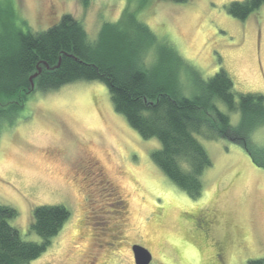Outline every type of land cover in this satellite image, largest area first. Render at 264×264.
Instances as JSON below:
<instances>
[{
  "label": "rangeland",
  "instance_id": "374dc122",
  "mask_svg": "<svg viewBox=\"0 0 264 264\" xmlns=\"http://www.w3.org/2000/svg\"><path fill=\"white\" fill-rule=\"evenodd\" d=\"M235 1L245 0H0V14L11 7L31 31H42L69 13L93 42L105 23L129 25L125 18L131 14L197 73L191 80L181 73L186 88L223 70L236 96L264 97V4L239 20L227 11ZM220 109L237 125L238 113L222 104ZM7 115L12 122L0 133V205L16 212L8 223L22 240L39 243L30 227L36 207L61 205L70 214L28 264H134L126 246L134 242L151 253L149 264H247L264 258V170L237 142L196 136L211 165L201 176V196L191 199L152 161L158 141L142 139L129 126L101 82L35 90ZM250 141L261 157L264 127ZM83 155L96 159L126 202V247L101 233L102 219L113 225L115 202L96 197L95 218L93 203L84 197L78 167ZM202 218L209 222L205 233Z\"/></svg>",
  "mask_w": 264,
  "mask_h": 264
},
{
  "label": "trees",
  "instance_id": "16d2710c",
  "mask_svg": "<svg viewBox=\"0 0 264 264\" xmlns=\"http://www.w3.org/2000/svg\"><path fill=\"white\" fill-rule=\"evenodd\" d=\"M262 4L264 0L235 1L227 11L244 20ZM9 9L0 14V133L5 124L12 122L7 114L19 111L35 90L43 93L77 81H95L107 87L114 110L142 139L158 141L159 147L151 153L152 161L189 198L201 196V176L211 165L196 136L237 142L264 170L250 141L253 132L264 127V97L236 96L225 71L205 81L197 79L186 88L181 73L189 79L197 78L193 75L197 73L172 46L159 40L131 14L125 18L129 25H121L122 20L118 24L105 23L97 42H93L69 13L45 30L31 31ZM135 33H141L142 39H134ZM148 52L152 58L147 62ZM36 73L32 89L30 77ZM221 104L229 113L239 114L237 125H231ZM259 158L264 160V154ZM15 215L14 209L0 205V264H28L38 258L70 214L61 205L36 207L30 227L40 237L39 243L20 238L8 223ZM247 264H264V258Z\"/></svg>",
  "mask_w": 264,
  "mask_h": 264
},
{
  "label": "flooded vegetation",
  "instance_id": "af4514ba",
  "mask_svg": "<svg viewBox=\"0 0 264 264\" xmlns=\"http://www.w3.org/2000/svg\"><path fill=\"white\" fill-rule=\"evenodd\" d=\"M82 157L83 158L80 161V166L78 167H79V176L83 184L84 197L86 201H91V204L93 203L95 218H96V205L94 204L96 203V199H97L96 197L108 198L115 202L116 207L115 206L112 207L110 203L111 208H113L114 211L116 210L114 212L113 225L112 226H110L109 224L107 225L108 221L102 219L103 225L100 228H101V233L103 234L105 232L109 233L111 235L110 237L116 240V243H118L120 248H122L125 246L124 244L125 231L123 229L125 228L124 224L126 223V221H124V219L127 217L128 214L126 202L117 193V189L115 188V186H113L111 182L105 180L104 176L102 175V172L96 166V159H94V157L92 156H87L86 159L84 155ZM101 215H106V214L102 213ZM202 222L205 223L203 230L205 233V231L208 229L209 222L207 221L206 218L204 219L202 218L200 223ZM134 245H139V244L135 242L126 244V246L129 248V251L131 253L132 260H133L132 247Z\"/></svg>",
  "mask_w": 264,
  "mask_h": 264
},
{
  "label": "water",
  "instance_id": "95a60500",
  "mask_svg": "<svg viewBox=\"0 0 264 264\" xmlns=\"http://www.w3.org/2000/svg\"><path fill=\"white\" fill-rule=\"evenodd\" d=\"M37 72H40V69H38ZM36 75L37 73L33 74L30 77V82ZM32 87L33 84H31V88ZM132 254H133L134 264H149L151 261V254L149 253V251L139 245H134L132 247Z\"/></svg>",
  "mask_w": 264,
  "mask_h": 264
}]
</instances>
